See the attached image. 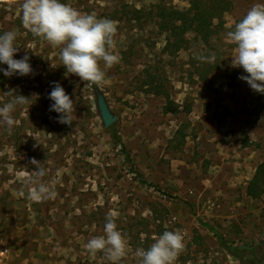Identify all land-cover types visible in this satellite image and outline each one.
Wrapping results in <instances>:
<instances>
[{"label":"rangeland","instance_id":"rangeland-1","mask_svg":"<svg viewBox=\"0 0 264 264\" xmlns=\"http://www.w3.org/2000/svg\"><path fill=\"white\" fill-rule=\"evenodd\" d=\"M191 1L61 0L117 25L120 62L105 70L106 84L94 86L67 73L60 48L23 27V0H0V34L17 30L14 58L27 54L33 69L11 77L0 71V106L13 99L10 91L27 97L12 113L11 134L0 124V264H110L84 247L104 234L109 211L128 241L120 264H137L135 250H147L165 230L184 236L175 264H264V194L247 193L264 160V94L240 79L243 68L231 67L236 46L227 42L234 24L264 0H230L207 42L187 31L172 53L157 5L186 10ZM213 54L214 63L200 59ZM152 79L165 85L171 102L149 90ZM54 81L74 101L71 125L49 110ZM98 89L117 117L108 127ZM33 158L46 169L40 182L55 191L54 199L26 198L36 187L25 184L36 168Z\"/></svg>","mask_w":264,"mask_h":264},{"label":"clouds","instance_id":"clouds-1","mask_svg":"<svg viewBox=\"0 0 264 264\" xmlns=\"http://www.w3.org/2000/svg\"><path fill=\"white\" fill-rule=\"evenodd\" d=\"M21 12V22L27 31L35 37L43 38L53 48H60V65L66 68L67 73L78 76L86 84L100 86L107 83L105 70L118 64L121 59L114 52L117 25L113 20L81 13L61 0H23ZM17 35V30L0 34V63L8 66L0 71L7 77L14 74L26 76L33 72L27 54L21 59L14 58L18 51L14 43ZM227 42L236 46L231 67L243 68L247 75L240 79L246 81L253 91L264 94V3L254 4L234 24L233 30L227 32ZM200 59L214 63L215 55L202 56ZM52 83L54 87L49 93V99L54 103L49 110L60 114L57 117L59 123L71 125L74 101L59 82ZM10 94L13 99L0 106V124L6 125L9 134L15 125L12 113L17 105L27 102L24 95L11 91ZM30 163L36 168L33 176L25 179V184L36 187L29 188L26 198L33 202L54 199L55 191L40 182L47 175L46 169L35 158ZM21 195L25 193L21 192ZM116 218V212L106 213L104 234L91 237L84 245L92 255L102 252L110 264H120L128 250V241L118 230ZM153 240L154 243L147 250L143 247L135 250L137 264H175L185 248L184 236L180 231L165 230L161 235L153 237Z\"/></svg>","mask_w":264,"mask_h":264},{"label":"trees","instance_id":"trees-1","mask_svg":"<svg viewBox=\"0 0 264 264\" xmlns=\"http://www.w3.org/2000/svg\"><path fill=\"white\" fill-rule=\"evenodd\" d=\"M230 0H192L190 8L186 10H178L176 8L168 7L164 4L157 5L156 15L159 17L157 23L162 31L167 32L166 49L172 53H176L183 47L185 43L184 33L187 31H195L201 39L206 42L212 33V24L215 19H221L223 12L230 8ZM149 90L163 95L166 100L171 102L168 90L162 82H150ZM170 109V110H169ZM171 111V108L167 109ZM182 128L177 130L178 136H183ZM114 139L123 146L116 131L113 132ZM247 138L246 144L249 142ZM126 160L131 162V157L126 152ZM145 183L151 185L150 182L143 180ZM247 193L252 197H260L264 194V160L260 162L256 168L255 174L251 178L247 186ZM219 239L222 245H227V240L211 225L205 224ZM231 249V248H229Z\"/></svg>","mask_w":264,"mask_h":264},{"label":"water","instance_id":"water-1","mask_svg":"<svg viewBox=\"0 0 264 264\" xmlns=\"http://www.w3.org/2000/svg\"><path fill=\"white\" fill-rule=\"evenodd\" d=\"M96 96H97V105L100 116L102 118L104 126L108 127L116 121L117 117L111 111L104 92L98 89L96 91Z\"/></svg>","mask_w":264,"mask_h":264}]
</instances>
